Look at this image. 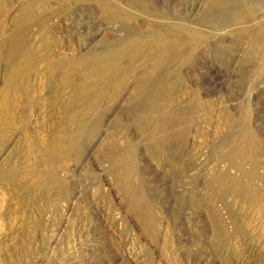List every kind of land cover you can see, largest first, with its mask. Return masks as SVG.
<instances>
[{
  "label": "rangeland",
  "instance_id": "374dc122",
  "mask_svg": "<svg viewBox=\"0 0 264 264\" xmlns=\"http://www.w3.org/2000/svg\"><path fill=\"white\" fill-rule=\"evenodd\" d=\"M209 1L142 0L150 15L128 0H0V264H264V57H246L264 0L215 28ZM125 13L133 30L160 19L197 43L163 92L160 113L193 107L180 145L149 143L133 115L149 65L90 62L124 37ZM15 41L27 56L10 66ZM234 132L252 136V175ZM223 174L242 195L219 197Z\"/></svg>",
  "mask_w": 264,
  "mask_h": 264
},
{
  "label": "bare ground",
  "instance_id": "6f19581e",
  "mask_svg": "<svg viewBox=\"0 0 264 264\" xmlns=\"http://www.w3.org/2000/svg\"><path fill=\"white\" fill-rule=\"evenodd\" d=\"M248 2H252V0H210L205 11L208 18L204 19L203 23L204 21L206 23H211L212 27L215 28L222 25L231 26L237 23L249 22L252 19V12L243 10L241 12V10H239L242 8V4H247ZM127 5L130 7L134 5L141 6L144 12L150 14L148 12L149 6L145 5L142 0H128ZM102 8L105 11V17L108 21L116 20L117 10L115 7L104 3ZM150 15H155V13H151ZM127 21L128 14L125 13L122 16V26L126 29L124 37L114 39L111 42V46L108 49L106 48L107 51H105L103 55L93 58L90 62L102 63L106 71L111 74L116 73L119 69L122 71L125 70L120 67L124 59L129 60L128 65L130 66L140 68L149 65L151 72L155 71V76H145L139 82L133 100L134 105H131L133 107V115L137 123L141 124L143 121H147L146 127L153 129L151 136L147 138L149 143L154 144L158 148H162L165 142L168 141H174L180 145L184 139L187 125L191 121L193 107L189 104L187 107H174L166 112L160 113L162 111V104L164 103L163 92L167 82L178 76V71L176 69H168V67H173L181 58H187V56L190 55L189 52L197 48V43L191 41L190 34L192 32L190 29L187 28L186 31L177 27L180 24H170L167 21L156 19L149 22L148 28L144 30L138 29V31H136L127 26ZM255 24L256 23H254V25ZM256 25L257 27L253 30V33L252 27L251 29L245 27V30L246 28L247 30L250 29L249 32L251 33V35H249L250 33L247 35L249 36V44L248 47L246 46V57H252V54L257 51L258 55L262 58L264 57V25H262V23L259 25L257 23ZM240 40L241 39H238L237 41L239 42ZM17 43L18 42L15 41L10 46V53L12 56H15L14 59H11L10 66H12L14 61L22 62L27 56L24 46ZM218 52L219 51H217V53ZM225 52H230V50H220V53L224 55L226 54ZM95 80L96 78H94L91 83L95 82ZM87 96L88 94H82L80 100H84L85 102ZM153 121H155L154 126L151 124ZM238 127L240 128V125L236 128ZM244 133L245 134L240 139L236 132L230 134L229 137L232 139L231 156L239 161L249 160L251 163L249 172L250 175H252V167L256 165L255 162L252 163L254 150L252 136L247 132ZM243 146H245V148H242ZM126 173L129 175L130 170ZM127 175L124 176L126 177L124 181L128 180ZM219 183V189L221 190L219 192V197L222 198L230 194L236 196L239 193L242 195L241 190L243 189L241 184L231 179L228 175L223 174ZM128 188L129 186L126 184L125 191L127 193L130 191ZM135 203L136 202H134V204ZM143 206H146L144 208L147 209V205L143 204Z\"/></svg>",
  "mask_w": 264,
  "mask_h": 264
}]
</instances>
